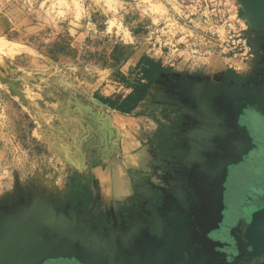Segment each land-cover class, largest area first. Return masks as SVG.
I'll list each match as a JSON object with an SVG mask.
<instances>
[{
	"label": "rangeland",
	"instance_id": "374dc122",
	"mask_svg": "<svg viewBox=\"0 0 264 264\" xmlns=\"http://www.w3.org/2000/svg\"><path fill=\"white\" fill-rule=\"evenodd\" d=\"M177 5L176 0H0V215L18 218L51 210L55 224L72 232L69 223L83 214L82 193L89 178H73L75 161L45 138L51 133L46 126L53 124L52 112L66 102L74 104L77 95L100 89L126 93L141 81L140 62L151 55L164 59L173 43L195 48V27L203 22L182 20ZM237 5L243 17L238 0ZM203 46L213 49L210 43ZM188 51L175 64L167 62L168 69L155 83V103L180 99L186 91L181 81L195 72L215 80L226 72L240 78L236 66L249 79L235 83L240 88L262 81V62L253 68L255 62L240 63L216 53L197 67L188 61ZM253 129L264 133V120L255 121ZM262 176L264 150L235 170L231 196L247 192ZM108 227L101 222L88 230L106 232Z\"/></svg>",
	"mask_w": 264,
	"mask_h": 264
},
{
	"label": "flooded vegetation",
	"instance_id": "af4514ba",
	"mask_svg": "<svg viewBox=\"0 0 264 264\" xmlns=\"http://www.w3.org/2000/svg\"><path fill=\"white\" fill-rule=\"evenodd\" d=\"M252 34L258 48L255 68L264 63V27ZM247 76L226 72L215 80L195 72L184 77L242 85ZM179 97L173 100L186 119L181 165L168 164L134 221L110 222L108 230L100 232L88 230L85 212L77 221L74 217L69 223L72 235L65 239L68 264H257L262 258L251 251L246 210L264 202V176L251 182L247 192L233 196L231 181L236 169L264 150V133L253 129L255 121L264 120V111L227 97L202 108L191 96ZM175 224L179 231L173 233Z\"/></svg>",
	"mask_w": 264,
	"mask_h": 264
},
{
	"label": "crops",
	"instance_id": "0c3cea01",
	"mask_svg": "<svg viewBox=\"0 0 264 264\" xmlns=\"http://www.w3.org/2000/svg\"><path fill=\"white\" fill-rule=\"evenodd\" d=\"M150 58L160 61L164 68L133 108L134 87L147 82L146 78L140 79L126 93L100 89L87 95H77L80 99L71 95L75 99L74 104L66 102L58 112H52L53 124L46 126L51 133H47L45 138L55 151L75 161L77 167H73V178H89L87 192L82 193L81 201L85 212L83 217L89 225L134 221L136 211L143 204L141 194L146 188L151 191L161 183V174L168 169L170 162L181 165L182 106L172 99L155 103V83L168 69L166 64L169 62L160 56L151 55ZM144 63L140 62L141 65ZM78 101L94 111L110 115L119 132L117 138L110 137L108 142H115V149H111L106 140H100V131L92 125L91 116L82 110ZM58 129L62 130V135L56 136ZM55 140L59 144L57 147L54 146ZM91 142L110 148L107 153L103 149H85Z\"/></svg>",
	"mask_w": 264,
	"mask_h": 264
},
{
	"label": "water",
	"instance_id": "95a60500",
	"mask_svg": "<svg viewBox=\"0 0 264 264\" xmlns=\"http://www.w3.org/2000/svg\"><path fill=\"white\" fill-rule=\"evenodd\" d=\"M243 17L251 29L259 30L264 27V0H238ZM12 88L13 85L10 84ZM181 85L186 88L183 92L191 96L199 104L198 107L211 106L215 100L227 97L237 101L257 104L264 111V79L253 88H240L235 83L226 81L197 79H184ZM82 110L92 119V125L100 131V140L109 142L110 137L118 136L119 132L109 114L99 113L78 101ZM103 105V102L100 101ZM99 124V125H98ZM105 136V137H104ZM104 138V139H103ZM112 139V138H111ZM111 149H115L116 143L111 142ZM91 142L87 148L103 149L107 153L108 148ZM149 190L141 194L143 199L149 196ZM248 227L246 236L249 239L253 254L262 256L257 264H264V202L246 210ZM55 215L51 210L39 213L32 211L22 217L0 215V264H59L62 259L68 264L70 259L69 245L65 239L72 232L61 224H55ZM179 225L175 224L172 232H178ZM68 261V262H66ZM62 264V262L60 263Z\"/></svg>",
	"mask_w": 264,
	"mask_h": 264
},
{
	"label": "built area",
	"instance_id": "2783aa9c",
	"mask_svg": "<svg viewBox=\"0 0 264 264\" xmlns=\"http://www.w3.org/2000/svg\"><path fill=\"white\" fill-rule=\"evenodd\" d=\"M180 18L184 21L203 22L202 27H195V48L186 43V49L180 48L181 43H173L170 50L163 55L169 63H176L182 58V51L189 50L188 61L195 66L209 62L211 55L224 53L231 55L240 63L255 62L258 48L252 37L253 30L244 17L240 16L237 0H176ZM214 26V27H213ZM210 43L211 50L203 46ZM163 53V52H162ZM187 61V62H188ZM232 67V63L230 64ZM237 73L242 70L235 66Z\"/></svg>",
	"mask_w": 264,
	"mask_h": 264
},
{
	"label": "trees",
	"instance_id": "16d2710c",
	"mask_svg": "<svg viewBox=\"0 0 264 264\" xmlns=\"http://www.w3.org/2000/svg\"><path fill=\"white\" fill-rule=\"evenodd\" d=\"M142 61H145V63L141 65L142 74L140 79L146 78L148 81L143 83L141 86L134 87L133 92H136V96L131 108L136 106V104L144 97L149 85L164 68L160 61H154L150 57H146Z\"/></svg>",
	"mask_w": 264,
	"mask_h": 264
}]
</instances>
